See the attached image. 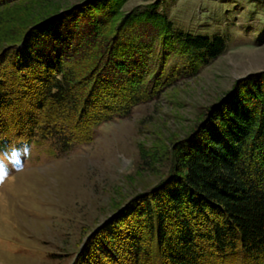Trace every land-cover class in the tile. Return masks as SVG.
<instances>
[{
	"label": "trees",
	"instance_id": "16d2710c",
	"mask_svg": "<svg viewBox=\"0 0 264 264\" xmlns=\"http://www.w3.org/2000/svg\"><path fill=\"white\" fill-rule=\"evenodd\" d=\"M125 2L86 0L0 36V144H88L152 95L150 50L172 46L173 26L153 4L123 14ZM178 40L204 63L225 49L220 37ZM172 158L167 177L97 228L74 264H264V72L236 81Z\"/></svg>",
	"mask_w": 264,
	"mask_h": 264
},
{
	"label": "rangeland",
	"instance_id": "374dc122",
	"mask_svg": "<svg viewBox=\"0 0 264 264\" xmlns=\"http://www.w3.org/2000/svg\"><path fill=\"white\" fill-rule=\"evenodd\" d=\"M83 1L1 6L0 36ZM152 4L172 23V46L151 47L144 83L156 90L145 102L97 126L88 144L65 150L54 139L31 143L23 164H13V148L0 144V164L9 171L0 182V264H74L97 228L167 177L174 142L194 131L236 81L264 72V0H126L121 11ZM185 35L220 37L225 49L204 63L199 51L182 54L178 39Z\"/></svg>",
	"mask_w": 264,
	"mask_h": 264
},
{
	"label": "clouds",
	"instance_id": "9594fccd",
	"mask_svg": "<svg viewBox=\"0 0 264 264\" xmlns=\"http://www.w3.org/2000/svg\"><path fill=\"white\" fill-rule=\"evenodd\" d=\"M30 149L28 145H24L22 148L11 149L10 156L12 158V163L15 164L16 160H19L21 164L24 163L25 159L29 155ZM9 178V171L5 167L0 170V182H4Z\"/></svg>",
	"mask_w": 264,
	"mask_h": 264
},
{
	"label": "snow or ice",
	"instance_id": "6c2138e0",
	"mask_svg": "<svg viewBox=\"0 0 264 264\" xmlns=\"http://www.w3.org/2000/svg\"><path fill=\"white\" fill-rule=\"evenodd\" d=\"M3 169V165L2 164H0V170H2Z\"/></svg>",
	"mask_w": 264,
	"mask_h": 264
}]
</instances>
